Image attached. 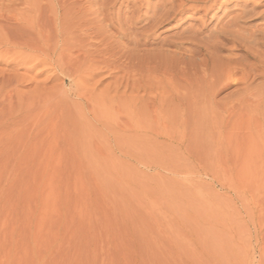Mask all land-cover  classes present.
I'll use <instances>...</instances> for the list:
<instances>
[{
    "label": "rangeland",
    "instance_id": "1",
    "mask_svg": "<svg viewBox=\"0 0 264 264\" xmlns=\"http://www.w3.org/2000/svg\"><path fill=\"white\" fill-rule=\"evenodd\" d=\"M102 1L110 16L96 22L112 38L100 33L93 51L60 63L59 51L0 48V264H264V75L235 71L187 118L159 65L244 0L148 37L137 20L138 46L111 14L152 15L167 0Z\"/></svg>",
    "mask_w": 264,
    "mask_h": 264
},
{
    "label": "bare ground",
    "instance_id": "2",
    "mask_svg": "<svg viewBox=\"0 0 264 264\" xmlns=\"http://www.w3.org/2000/svg\"><path fill=\"white\" fill-rule=\"evenodd\" d=\"M101 1L0 0V48L6 47L11 52H15L13 51L14 49L17 51L16 48H20V50L23 49L26 52L30 51L29 53L33 52L36 55L44 54L48 56L59 51V56L56 60L60 63L65 62L66 53L71 54L72 51V53L76 51L85 54L90 52L95 46L91 41L99 36L100 33H104L103 35L106 39L112 38L107 36L108 31L104 28L105 22H96L100 15L105 20L107 15L110 16V13L107 14L106 12L108 10L104 8H100L102 13L97 10V7L100 4L102 5L103 1ZM220 1L167 0L161 7H155L152 15H149L150 11H152L150 6L145 7L142 4L139 8L131 9V16L128 18H123L121 12L120 14H111V27L116 28V32L118 30L121 31L123 37L117 36L120 37L119 39H124L128 36V33L136 32V35H138L137 26L139 24L135 23V21H147L148 25L145 33H147L148 37L157 28L168 25L189 10L203 11L206 16L210 12H215L216 9L221 10L224 6L220 4ZM230 1L224 0V3L229 4ZM243 2V5H239L241 9L239 12L237 11L238 13L230 17L226 16L228 20H221L215 28L208 30L209 33L207 35L203 31H193L184 35L183 38L181 37L183 42L186 41L190 45V47H187L190 48L189 51L192 54L188 53L191 56L184 53L179 55L169 54L165 55L160 61L159 65L164 69L165 73L174 74L173 78H171L174 80L175 84H173L176 87L172 88L171 92L168 91V93H170L171 102L173 101L172 104H177V112L184 117L188 118L189 115L192 116L196 111L202 113V110H205L206 106L208 107V104L214 99L219 87H222V84L229 80L235 71L248 75L250 70H259L264 75V27L261 28L259 25L253 28L249 27V24L254 20L264 19V0H244ZM142 8L146 10V13L143 16L136 17V15L141 13ZM116 17L118 22L113 23ZM137 38H139V41L136 39V46L145 41V37L142 34L138 35ZM110 43L107 44V47L105 46V50L107 54L111 55V48L113 47H111L112 44ZM20 50L18 49V51ZM113 50L115 49L113 48ZM226 50H230L231 53L233 51H242L245 56L241 60L232 55L224 56L222 52ZM81 55L83 54H80V57ZM55 57L57 56L55 55ZM205 111L207 112V109Z\"/></svg>",
    "mask_w": 264,
    "mask_h": 264
}]
</instances>
